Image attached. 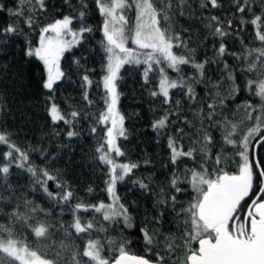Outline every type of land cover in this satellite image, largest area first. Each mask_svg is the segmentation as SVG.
Segmentation results:
<instances>
[{
    "label": "snow or ice",
    "instance_id": "snow-or-ice-1",
    "mask_svg": "<svg viewBox=\"0 0 264 264\" xmlns=\"http://www.w3.org/2000/svg\"><path fill=\"white\" fill-rule=\"evenodd\" d=\"M57 8L63 11L40 23L41 16ZM221 10L229 15L213 14ZM0 13L6 15L0 24V56L23 38L24 58L41 65L45 114L54 126L50 135L79 139L84 133L78 125L91 121L89 134L97 136L94 160L104 166L98 186L104 198L97 197L95 203L81 200L58 171L31 163V152L22 150L14 142L18 135L6 127L4 117L14 113L0 101V210L12 207L6 215L13 223L54 250L51 259L41 258L12 238L0 239L7 264H264V0H197L196 6L189 0H62L59 6L49 0H17L13 8L0 3ZM93 13L101 18L98 26L89 23ZM180 17L198 19L210 35L201 37L184 28ZM96 32L100 39L92 51L100 55V78L95 86L102 89L103 108L93 114L96 101L89 89L96 69L86 67L83 54L73 60L76 71L71 74L62 62ZM32 33L38 39H31ZM209 40L211 58L206 51ZM126 65L140 74L152 102L164 108L152 123L158 142L164 139L168 150L162 177L137 176L141 163H117L113 158L126 156L117 142L127 139L125 116L118 109L121 69ZM67 83L80 88L84 106H69L64 112L55 94ZM61 122L67 126L63 133L56 127ZM32 151L49 158L42 148ZM14 168L29 174L31 192L48 198L47 211L28 200L30 193L12 186ZM50 182L55 191L49 190ZM120 184L152 197L150 218L146 211L139 229L146 256L131 254L125 237L109 240L112 255H105L103 242L91 238L106 228L96 216L88 219L90 214H100L113 226L133 227L129 207L118 195ZM98 189L89 186L87 192ZM21 207L32 212L21 213ZM65 213L71 215L68 222ZM34 214L44 219L36 220ZM3 231L0 228V235ZM57 237L59 249L53 242ZM86 237L87 243L79 247L71 242Z\"/></svg>",
    "mask_w": 264,
    "mask_h": 264
},
{
    "label": "trees",
    "instance_id": "trees-1",
    "mask_svg": "<svg viewBox=\"0 0 264 264\" xmlns=\"http://www.w3.org/2000/svg\"><path fill=\"white\" fill-rule=\"evenodd\" d=\"M73 2L75 3V0ZM189 2L193 6H196L197 0H189ZM0 3L5 4L7 8H13L17 0H0ZM49 3L59 6L62 4V0H49ZM57 11H63V9H51L48 15L41 16L40 23L49 22L57 14ZM213 14L220 15L221 17L229 15L223 10L220 12L214 11ZM5 20V13H0V24L5 23ZM89 23L93 26H98L101 23L100 16L96 13L90 14ZM179 23L191 32L198 33L201 37L210 35L203 29L198 19L188 20L180 17ZM31 39L36 40L38 37L35 33H32ZM99 39V32L94 33L84 48L74 49L75 56L72 53H67L66 58L62 62L65 71L71 74L76 71V65L73 64V60L83 54L87 57L86 67L96 69L95 73L91 76L94 81L93 86L89 89L90 98L96 101L90 109V112L93 114L103 108V102L100 99L102 89L95 86V81L100 78V55L98 52L92 51V49L96 48ZM189 43L191 42L189 41ZM229 44H231L230 40ZM129 46L134 47L131 44ZM23 47V38H20L13 42L8 55L0 56V101L5 102L11 109V112L14 113V115L4 117V120L7 122L6 127L18 135L19 138L14 142L22 150L31 152L30 160L33 165L39 166L40 168L47 167V170L50 172L58 171L61 181L70 184L73 192L81 200L95 203L97 197L100 199L104 198L102 191L98 189L103 179L100 169L104 166L98 165L94 160L97 136L89 134L91 121H81L80 125H78V128L84 133L79 139L68 141L64 135H50L54 130V126L45 114L44 102L46 95L45 90L40 87L41 65L35 61L29 63L23 56ZM211 48L212 43L209 40L208 48L206 49L209 58L213 55ZM203 55V53L200 54V59H203ZM82 63L84 62L82 61ZM5 65L6 67H4ZM209 71L211 72L212 69H209ZM185 72L191 74L192 69L186 67ZM121 73L124 79L119 82L118 91L122 95L118 109L125 116L124 127L126 129L127 139L120 137L117 142L122 145V150L126 152V156H113V158L117 163L128 161L141 163V167L136 170L137 176L146 177L150 174H155L162 177V174L166 171L162 165L167 162L168 150L164 139H160L158 142L157 134L152 129V123L157 117L163 114L164 108L158 103L152 102L147 91L142 87V79L138 72L133 71L130 66L126 65L124 69H121ZM169 75L175 79V73L169 71ZM216 75L218 73L213 75V79H215ZM72 79L75 81L77 77L73 76ZM173 91L175 92L176 90ZM197 92L201 96L203 95L200 88H197ZM80 96V88L74 83H67L55 94V102L60 106L62 111L67 112L69 106L73 109L77 105L80 107L84 106L80 100ZM174 98L178 97L174 96ZM93 118H95L94 115ZM234 122L238 123V119L235 116ZM56 127L62 133L67 128L62 122ZM68 144L71 146L68 147ZM40 148L49 154L48 159H43L39 152L32 151V149ZM145 159L151 160V164L144 166L143 161ZM12 172L13 174L9 177V182L12 186L24 193H30L28 200L34 202L38 208H43L47 211L50 202L42 192H31L29 174L23 169L15 168L12 169ZM89 186L98 190L89 194L87 192ZM48 187L49 190L55 191L54 183L50 182ZM130 188V184H120L118 185L117 191L122 202L129 207L130 214L133 217V227L124 229L122 224L113 226L110 222L102 221L100 214H90L87 216L88 219L96 216L98 223L106 228V231L94 232L91 237L92 239H98L103 242L105 255H112L107 242L109 240L120 242L121 237H125L131 242L128 245V251L131 254L148 255L144 248L143 238L139 229L144 226V214L146 211L149 213L150 218L152 213V197L142 196L140 191H130ZM187 198V196L184 197V199ZM105 202L107 203L108 201ZM23 203L24 201L21 200V204ZM12 210V207L7 206H3L2 210H0V228L4 230L3 234L0 235V239L12 238L29 251H36L37 255H41V258L51 259V252L54 250L50 249L48 243L38 241L34 236H30L29 232L23 231L21 227L14 224L6 215V213ZM19 211L21 213H31L32 208L25 209L21 207ZM56 211L57 215H59V209ZM34 219L43 220L44 216L43 214H34ZM63 220L65 222L70 221L71 215L65 213ZM149 227L154 226L149 225ZM167 227L168 225L166 224L165 229ZM10 233L12 234L11 237H9ZM53 242L56 244L57 249H59L61 237H57ZM71 242L79 247L87 243V237L84 240H73ZM0 260H3L7 264L8 258L4 254H0ZM14 264H20V262L15 261Z\"/></svg>",
    "mask_w": 264,
    "mask_h": 264
},
{
    "label": "rangeland",
    "instance_id": "rangeland-1",
    "mask_svg": "<svg viewBox=\"0 0 264 264\" xmlns=\"http://www.w3.org/2000/svg\"><path fill=\"white\" fill-rule=\"evenodd\" d=\"M19 246H21V245H19ZM22 247V246H21ZM20 262V261H19Z\"/></svg>",
    "mask_w": 264,
    "mask_h": 264
}]
</instances>
